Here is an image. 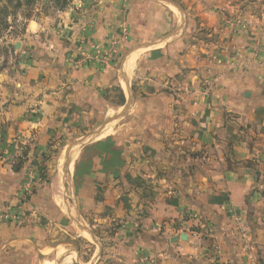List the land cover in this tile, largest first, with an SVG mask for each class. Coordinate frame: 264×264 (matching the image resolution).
<instances>
[{
	"label": "crops",
	"instance_id": "0c3cea01",
	"mask_svg": "<svg viewBox=\"0 0 264 264\" xmlns=\"http://www.w3.org/2000/svg\"><path fill=\"white\" fill-rule=\"evenodd\" d=\"M75 5L65 24L28 21V64L2 76L8 137L34 139L20 171L0 160V264H264L249 166L264 155V26L166 0Z\"/></svg>",
	"mask_w": 264,
	"mask_h": 264
},
{
	"label": "rangeland",
	"instance_id": "374dc122",
	"mask_svg": "<svg viewBox=\"0 0 264 264\" xmlns=\"http://www.w3.org/2000/svg\"><path fill=\"white\" fill-rule=\"evenodd\" d=\"M72 3L65 9L55 8L52 1L43 0L42 2L28 5L26 0H0L1 15L6 14L8 28L2 29L0 37V160L6 164L14 166H24L27 161L28 147L26 141L34 138H19L18 136L9 138L10 133L15 136L17 130L11 131L12 126L4 116V110L10 101L9 95L4 91L2 86V76L5 69L14 66L21 61V42L25 25L30 20L49 22H63L62 14L71 11L76 7V2ZM167 4L172 7H178L183 13L191 15L197 12L199 7L204 10H216L222 19L221 23L230 25L235 30L245 31L252 25L262 24L264 26V0H166ZM19 4H21L19 6ZM75 13V11H74ZM73 14V13H72ZM75 17V16H74ZM64 23V22H63ZM65 24V23H64ZM236 33V32H235ZM227 39V37H226ZM260 41V39H258ZM258 44H260L258 42ZM261 46V45H260ZM257 49L260 47L256 46ZM261 49V48H260ZM264 49V48H263ZM22 63V62H21ZM23 64V63H22ZM23 67L26 68L23 64ZM21 67V68H23ZM21 75L26 73V69L20 70ZM113 100L118 101L119 92L115 90L112 94ZM35 115L28 118L33 120ZM25 153V154H24ZM66 156L56 164L59 169L65 168ZM255 176L259 179V188L264 191V155L259 158L255 164H250ZM257 172V173H256ZM7 213L4 214V216Z\"/></svg>",
	"mask_w": 264,
	"mask_h": 264
},
{
	"label": "trees",
	"instance_id": "16d2710c",
	"mask_svg": "<svg viewBox=\"0 0 264 264\" xmlns=\"http://www.w3.org/2000/svg\"><path fill=\"white\" fill-rule=\"evenodd\" d=\"M28 5H34L35 3H38V2H42L43 0H26ZM52 1L53 3V6L55 8H59V9H65L67 8L73 0H50ZM21 4H19L20 6ZM1 13H3V11L0 9V37H1V32H2V29H6L8 28V22L6 20V14L5 15H1ZM3 26V28L1 29V27ZM111 148H112V143L110 141H107V142H104V143H98L97 145L95 146H92L90 148V151H92L93 153H102V152H105V153H108L110 154L111 153ZM25 154V153H24ZM109 162H113V160H109ZM20 165H23L22 162L21 164H19L18 166H14L13 169L14 171L18 172L22 169V166Z\"/></svg>",
	"mask_w": 264,
	"mask_h": 264
},
{
	"label": "built area",
	"instance_id": "2783aa9c",
	"mask_svg": "<svg viewBox=\"0 0 264 264\" xmlns=\"http://www.w3.org/2000/svg\"><path fill=\"white\" fill-rule=\"evenodd\" d=\"M19 61H21L24 66H26L28 64V59L27 56L23 53H21V56L19 58ZM30 190L26 189L23 193H22V198H25L29 195ZM22 212V211H21ZM7 218L11 219V220H16V221H21L24 216L23 214L20 213V208L17 209H13V210H9V212L5 215ZM239 222V226L240 229L243 231V236L245 235L244 230H243V222L240 220Z\"/></svg>",
	"mask_w": 264,
	"mask_h": 264
},
{
	"label": "bare ground",
	"instance_id": "6f19581e",
	"mask_svg": "<svg viewBox=\"0 0 264 264\" xmlns=\"http://www.w3.org/2000/svg\"><path fill=\"white\" fill-rule=\"evenodd\" d=\"M61 191H62V190H61ZM60 194H61V193H60ZM54 196H55V195H54ZM55 201H56V200H55ZM64 201H65V200H64ZM66 201H67V200H66ZM56 202H57V201H56ZM61 203H62V202H61ZM62 205H63V204H62ZM65 205H66V204H65ZM68 205H69V204H68ZM61 207H62V206H61ZM67 208H68V207H67ZM63 209H64V207H63ZM63 209H62V210H63ZM65 210H66V209H65ZM71 263H72V262H71Z\"/></svg>",
	"mask_w": 264,
	"mask_h": 264
}]
</instances>
